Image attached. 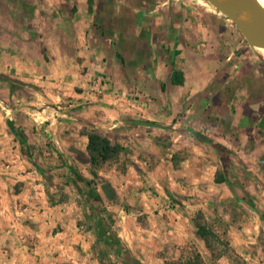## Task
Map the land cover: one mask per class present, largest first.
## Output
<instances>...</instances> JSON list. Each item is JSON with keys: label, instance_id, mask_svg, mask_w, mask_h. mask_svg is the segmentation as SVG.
Segmentation results:
<instances>
[{"label": "rangeland", "instance_id": "374dc122", "mask_svg": "<svg viewBox=\"0 0 264 264\" xmlns=\"http://www.w3.org/2000/svg\"><path fill=\"white\" fill-rule=\"evenodd\" d=\"M94 1L60 7L59 0H0V75L32 87L18 93L0 80V264H78L80 257L85 264H157L191 251L206 264H264V221L255 215L264 217V51L263 59L252 52L205 0H143L145 9L138 8L141 0H111L122 44L153 48L173 70L176 47L185 45L181 30L197 35L211 26L225 54L241 56L229 79L214 80L177 116L172 93L148 105L142 90L131 87L129 101H142L133 120L166 129L134 124L149 129L151 140L121 146L74 121L70 109L59 111L69 118H60L63 124L51 116L57 107L79 109L118 95L106 74L82 66L78 52L84 43L76 38L78 16L85 14L87 28ZM143 14L150 16L147 33L126 37ZM199 112L202 122L198 116L183 124ZM191 131L218 139L227 153L220 156ZM59 132H95L123 151L91 166L88 155L61 147ZM198 212L214 254L223 253L218 259L196 236Z\"/></svg>", "mask_w": 264, "mask_h": 264}, {"label": "crops", "instance_id": "0c3cea01", "mask_svg": "<svg viewBox=\"0 0 264 264\" xmlns=\"http://www.w3.org/2000/svg\"><path fill=\"white\" fill-rule=\"evenodd\" d=\"M112 1H94L91 21L87 28L84 27L86 16L83 12H80L78 16V28L76 27L75 33L77 39H83L84 41L82 47L81 45L77 46L78 52L81 53L79 55L85 58L82 61V66L88 72L96 71L106 74L113 83L114 93L118 95H103L96 98L94 105L80 106L81 108L79 109H73L71 105L68 108L57 107L51 116L58 124H63L64 121L61 122L62 120L59 119L64 117V115L65 118H68V115L59 111L70 109L68 112H72L71 114L76 116L72 118L74 121L81 123L82 126H94V128L102 131L104 136L112 143H117L121 146H127V143L133 142V140L146 143L151 140L152 133L147 128L135 127L133 124V119H135L138 113L136 111L142 110V108L138 109L136 107L139 104L142 105V101L138 102V100V103L129 101L128 91L131 90V87L138 86L142 90L143 101L148 102V105L149 102L162 101L161 97L163 94L172 93L173 95L170 97L173 108L178 105L177 110L173 109V116H177L180 111L184 110L186 102L189 103L207 93L214 80H218L216 83L219 84L223 80L229 79V75L233 74V72H230V68H232L233 63L237 64L241 60V56L238 54L233 55V52L225 54L224 47L218 43L214 33L211 34V26L207 27L208 29H205L203 32H198L197 35L181 30L178 36L185 45L183 46L179 43L176 47V51H179V54L175 57L174 70L182 73V82L180 85H170L168 84V79L170 71L173 69L167 65L166 55L163 54L161 56L148 46L145 48L142 45L122 44V38L119 34L121 31L120 12L118 13L114 3L112 9L107 7L111 5ZM103 2L105 3L104 9L97 10L98 4L100 6ZM139 3L138 8L145 9L143 0ZM80 4L81 6L86 4V0H80ZM118 5L122 6L123 3H119ZM111 10H114V12ZM95 15L97 16L96 18H94ZM166 19V21L169 20L168 16ZM149 21L150 16L148 14L141 15L137 19V23L126 29V31L124 30L126 37L128 35L140 36L143 32L147 33ZM94 22L95 26H93ZM90 27H93V29ZM197 37L201 39V44H197ZM113 43L114 45L112 46ZM231 56L234 58L232 64L229 63ZM139 59L140 62H138ZM135 77L138 81L133 80ZM16 81L24 84L23 87L18 86L15 88L18 89V93H29L32 88L29 83L21 79ZM161 87L164 88V93ZM167 88L169 89L167 90ZM116 104L118 105L115 107L110 106ZM125 107H130L131 110H128L129 108L127 110L122 109ZM239 115L241 113L238 112L237 115L232 116L235 118L239 117ZM204 117L205 115L200 113L198 119L202 122ZM155 119L159 120V117H154L152 121H155ZM232 125L236 124L233 122ZM59 133H61L59 142L62 148L64 147L66 151L75 148L80 152L79 154L82 158L87 157L86 136L80 134L74 135L70 132V135L66 137L65 133ZM191 133L199 135L197 131H191ZM214 141L224 147L218 142V139ZM74 157L78 159L77 154H74ZM79 259L80 261L76 263L85 264V261L81 257ZM157 264L162 263L157 262Z\"/></svg>", "mask_w": 264, "mask_h": 264}, {"label": "trees", "instance_id": "16d2710c", "mask_svg": "<svg viewBox=\"0 0 264 264\" xmlns=\"http://www.w3.org/2000/svg\"><path fill=\"white\" fill-rule=\"evenodd\" d=\"M66 0H59L60 7L65 6ZM105 3L103 2L102 5L99 6L98 9H104ZM97 16L95 15L94 18ZM95 22L93 23V26H95ZM114 43L112 44V46ZM119 57V56H118ZM1 81H6L10 84V87L16 88L18 86L23 87L24 84L17 82L16 80L10 79L6 77L5 75H0ZM181 79L177 78V72L175 70H171L169 74L168 83L170 85H179L181 83ZM188 135L193 136L194 138H201L203 140H207L209 143L212 144V146L215 148V150L218 152V154L221 156L226 152L225 148L221 145L217 144L216 142H213L209 139H204L198 134H192L190 132H187ZM20 142L23 143V137L21 136ZM123 148L119 147L117 145H111L110 142L105 138L100 136L99 134L95 132H90L87 134V146H86V152L88 155V162L91 166H96L100 163L105 162L108 158L112 156V154H115L117 152H122ZM107 188L110 189L109 185L107 187L103 186V189ZM255 215L262 221H264V217L259 215L257 212ZM193 226L196 229V236L203 242L204 247L207 249V251L210 253V256L214 259L220 258L223 253H219L217 255L213 252L212 244L209 240L211 238L212 234L210 232L209 227H207V224L204 222V218L200 212L196 214L195 219L193 220ZM101 264V263H100ZM162 264H206L203 260L202 256L196 252L191 251L187 254H180L178 258L176 259H162Z\"/></svg>", "mask_w": 264, "mask_h": 264}, {"label": "water", "instance_id": "95a60500", "mask_svg": "<svg viewBox=\"0 0 264 264\" xmlns=\"http://www.w3.org/2000/svg\"><path fill=\"white\" fill-rule=\"evenodd\" d=\"M219 14L230 20L236 29L243 36L246 45L252 52L257 49H264V7L260 6L257 0H205ZM249 8L248 15L244 10ZM200 115L190 117L183 124ZM133 124L145 127H157L166 129L163 126L151 122L133 121Z\"/></svg>", "mask_w": 264, "mask_h": 264}, {"label": "bare ground", "instance_id": "6f19581e", "mask_svg": "<svg viewBox=\"0 0 264 264\" xmlns=\"http://www.w3.org/2000/svg\"><path fill=\"white\" fill-rule=\"evenodd\" d=\"M259 5L264 7V0H257ZM248 12H249V8H247L246 10H244V14L247 16L248 15ZM262 51H264V49H257L255 50V53L261 58H262Z\"/></svg>", "mask_w": 264, "mask_h": 264}]
</instances>
